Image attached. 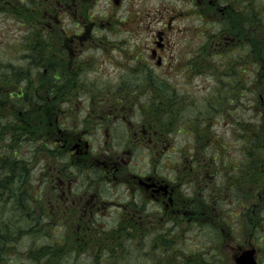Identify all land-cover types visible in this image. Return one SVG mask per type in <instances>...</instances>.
Here are the masks:
<instances>
[{
    "label": "rangeland",
    "instance_id": "obj_1",
    "mask_svg": "<svg viewBox=\"0 0 264 264\" xmlns=\"http://www.w3.org/2000/svg\"><path fill=\"white\" fill-rule=\"evenodd\" d=\"M14 1H16L14 5L17 7L13 12L8 11V9H10L9 6L13 5L12 2ZM90 1L92 3L90 5L88 4L89 6L87 5L89 7V12L86 17L87 21L84 22V24L79 23L78 25L77 19L73 21L65 19V22L61 24L62 27L68 29V31L72 30L80 33L77 43L82 49H79L80 51L75 58L73 57L74 55L70 56V58L69 56L62 57V61L67 63V75L69 76L71 74L70 78L73 83L71 82L70 84L72 88L69 87V91L64 90L63 92L57 90L52 94L53 97L58 96V100L62 103L67 100L66 98H60V96L63 97L64 94L72 96L73 100L69 104H72L75 113L74 111L68 112L64 117H72V119H74L80 116L81 118L83 112L86 110L87 113L94 112L93 105H96L97 108L98 106L104 107V112L107 115L108 110L111 109L113 100H115L113 98L115 97L121 98L124 96L123 100L125 101L124 103H126L125 105H131L128 100H126V98L129 99L126 93H130L129 91L127 92V90L130 89L133 97L139 95L135 91V85H128L133 88H124L125 86L118 85L117 80L138 78L132 80L142 81L143 78L152 74L151 71H153L161 80L163 90H166L164 94H166L167 98L172 102L169 108L167 107L168 114L165 116L166 120L170 119V108L174 109L171 119L178 122L182 121L180 123H194V116L200 111L204 112L200 117L208 118L207 122H209L210 130L216 131L215 134L222 141V146L217 150L215 147L209 146L204 150L205 152H203L205 155L207 153V158L210 157L212 161H214V159L211 158L212 156L218 158V160H216L217 163H219V166H217V170L219 168V174L211 181V184L216 185L220 182L222 187L229 186L233 177L227 173L233 164L231 160L244 159L245 157V148L244 151L241 149V146H244L239 139L240 127L238 125L239 123L245 124V122H247V125H252L251 115L249 114V112H253L251 106L253 103L258 104V101L261 100L260 95L264 96V61L262 63L264 58V46L260 51H258L260 48H255V50H257L256 55L259 54L258 57H260V68L258 67V70H260L258 74L252 73V66L253 69H255V54L253 51H251L253 53L251 56L243 54L239 61L238 70L237 56L235 54L232 55L233 64L231 67L234 69L233 74L236 75V82L234 83L233 92H230V94H226V92L230 91V87H225V85L222 84L223 97L220 99V104H218V100L215 102L211 101L218 96V94L214 92V87L218 86L217 83L209 80L212 71L209 68H202L201 74L195 72L190 77V83H188L183 74L184 72L180 70L181 66H176L178 63L177 60H180L183 55L184 45L192 52L200 43V38L204 36H207V51L212 52L213 49L211 48H214V41L219 42L224 40L223 36L225 33H228L226 36L233 35L234 33L238 34L237 47L229 41L228 43L231 46L230 49L235 47L241 49L242 41H244L254 50V37L245 36L242 31L244 29H249L250 32H253L258 28L259 30H257V32L264 37L263 31H260L264 26L257 25L256 23L253 25L249 18L244 19L239 15L236 16L237 9L234 8L235 0H220L224 10L220 9L219 0H120L119 3L116 4L114 0ZM240 2L241 4L245 3L247 5L254 4V9L261 13L260 17L264 22V0H240ZM32 7L37 8L38 4L31 0H0V61L3 62L4 65L7 63L13 65L12 69L9 68L11 74L10 78H8L5 83H0V107L1 103L4 104L3 108H1L10 111L12 115H20L19 112L23 115V110L27 108L30 109L29 105H32L33 102L36 103V105L44 102L42 97L39 96L50 91L48 83L49 77L52 75L47 69H44V64L35 63L33 61L31 65H27L28 62L24 61L25 55L23 56L21 53H16L22 49L19 45L21 42H18V40L23 36L24 29L26 30L28 27V24L21 22L19 19H22V16H27L29 13L28 11L36 9ZM243 9L247 17L249 14L248 10H246V7ZM34 17H36V15ZM110 17L113 19L111 20L113 25L107 26V23L101 24L102 18L108 20ZM39 18L38 16V18L33 19L32 22L30 20V23H32L31 26H40L44 31L53 32H55V27L59 26V24L56 23L51 26L41 25V22L38 21ZM115 19L121 20V24L117 25ZM49 20L53 19L49 17ZM167 21L172 22L171 26L165 27ZM140 22H145V24L142 25ZM93 24L95 26L92 28ZM77 25L82 32L79 31L80 29L77 30ZM73 26L75 27L73 28ZM159 29H165L173 43V46L164 52L166 55L164 56L165 58L167 57L170 60L173 57V67L170 68L169 63H165V61L163 67H157V63L152 61L148 56L151 53L148 47L152 45V39ZM88 32H93V34L85 36L84 34ZM102 35H105L103 38L107 39L103 44L101 43ZM185 38H187V41ZM188 38H191V40L189 41ZM185 41L186 44H184ZM78 44L74 43L69 38H62L59 50H65L68 47H72L73 49L79 48ZM56 48L57 47L54 45H51L47 46L46 50L53 53L56 51ZM140 50L142 54L139 55V58H136L137 52ZM227 51L223 52L222 57H207L210 59L212 67L216 71L215 80L219 79L220 71H228L229 69L225 61L226 57L229 56ZM88 58L90 59V64H85L80 67L84 64L81 63V61L85 62ZM168 68L169 72L167 73ZM1 77L2 73L0 72V79ZM206 77L207 80L205 81L204 78ZM251 77H253V80L256 82V84L254 82V91H251ZM60 79L63 81L66 77L62 75ZM230 79H232L231 76ZM163 80H165V82H163ZM236 86L238 87L235 88ZM64 87L66 86H63V89ZM246 87H248V89ZM239 91H245L243 97L239 95ZM22 92H25L27 100L25 103L16 104L15 97ZM135 92L137 94H135ZM189 92L193 96L190 95ZM10 94L13 97H11ZM147 95H149L148 92ZM147 95L144 94V96ZM227 95L232 98H226L225 96ZM253 95L254 98L252 99L251 97ZM5 97H10V100H5ZM140 101L145 105L148 100L143 97ZM138 102L139 101L136 100V103ZM48 105H51L52 110L55 112L58 110L53 108L54 102H48ZM135 106L139 107V104ZM213 106L217 109L214 110ZM97 108L96 111L98 110ZM121 110L123 111V109ZM258 110H262L261 106L258 107ZM58 112L59 110L55 113V118L59 114ZM127 114H131V110H129ZM133 116L139 117V120L141 118L139 113H135ZM50 117L52 119L53 115ZM15 119H17V116ZM60 120H64L66 124V118L60 117ZM46 125L48 126V124ZM27 129L30 128L27 126ZM14 134L18 136V138L16 137V144L20 140L23 146L19 147V150H23L22 154L24 156H30V150L33 149L31 146L34 144L32 142L30 143V137L25 136L24 132L19 131H16ZM176 136L178 146L185 145L189 137L190 140L194 139L183 133ZM99 138H102V141H104L103 134L98 135L97 139ZM10 140L11 137L3 141V144ZM110 140L111 139H109V141L106 140L108 146L116 145ZM121 140L122 137L118 134L117 141ZM192 146L193 142L190 145V149L193 150ZM19 150H17V153H19ZM99 152L92 153L97 154ZM108 153L113 155L116 154L112 152V150L105 154L108 155ZM177 153H179L178 150L172 154ZM261 154L264 157L263 149H261ZM139 155L141 156V154ZM40 156H42V154ZM189 157H191V155H189ZM35 158L37 160L38 157L35 155ZM138 158L140 157L134 158V160H139ZM39 159H41V157H39ZM39 159L33 162L34 179H29L28 181L30 182L28 183H31L33 190L39 191V189L42 188L44 192L48 194L51 201L56 202L54 197L57 196L58 199H60L59 202L66 203L67 197L65 193L68 192L67 195L72 196V194L69 193L70 189L64 192L66 188L60 187L57 184V172L53 170L49 173L50 169L47 163L45 164L48 169L45 166V168L43 167L42 163L44 162H41ZM141 159L147 158L141 157ZM68 160L69 159L65 157L64 161L61 162L63 163ZM140 163H142V165L140 164L138 169H141L142 172L147 171V169H145V165H148L146 160L140 161ZM162 163L163 161L160 160L158 165L162 166ZM95 164L94 166H96ZM66 169L64 167V170ZM166 173L167 172H164V174ZM92 176L97 179L98 175L95 172L92 173ZM68 177V173L63 171V178L66 182H68ZM261 183V175L256 176L255 182H250L249 180L247 185L243 186V188L241 187L244 195L242 199H238V197H234L232 193H228L229 190L225 191L227 193L222 201L223 213L221 219H219L218 222L214 220L208 221L206 225L200 227L194 226L197 224L192 223L190 229L185 234V242L181 245L173 247V245L163 243L162 239L156 240V238L154 240L151 235H142L140 241H132L127 238L125 242L122 241V246H118V244H121L120 241H118L119 237L117 239L112 237L107 238L106 235H104L91 239V249L88 253L84 252L78 255L72 252L68 257H64V260L71 261V264H168L170 259L179 258L181 253L184 255L191 253V250L195 253V256H202V254H205L207 258L215 259L217 262L221 260V264H237L235 257L241 251L239 247L242 245L243 248H250L253 241V245L259 249L257 255L259 264H264V243L262 244L259 242L258 235L257 237L255 236L256 225H254V221L252 228V221L243 216L244 213L241 209L243 205L250 206L258 202V193ZM92 186H95L100 194L106 195V198H103V200L106 201L116 199L113 198L115 196L121 198L129 194V192L126 191L127 185H122V187L116 186L113 182H109L104 177L103 180L98 179L93 181ZM226 198H228V200ZM231 198H233V202H231ZM246 198L247 201L244 202L243 200ZM10 199L6 197L5 202L8 205L2 208L4 211L2 214L0 213V215L1 217L18 220L17 224L13 226V230L22 228V230L25 231H21L24 234L22 235L21 233L15 246H11L0 252V258L2 257L0 262L2 261V264H37L36 262H40L37 261L40 258V255L36 251L38 246H57V243L60 244L61 240H63L60 236L65 237V241L70 240L73 243L72 238L75 234L74 231H67L63 228V231L59 230L63 225L60 222L63 218L61 212L53 211L52 214H54V216H52V222L48 219L49 217H45L44 219L36 217L32 219V214L20 210V208H15L14 206L17 205L14 203V200ZM3 204L4 202L1 205ZM114 208V205H110L108 217L112 216L109 220L114 218ZM249 211H251V209H249ZM0 212L2 211L0 210ZM105 212L106 211H103V213ZM33 221H37L39 225L32 224ZM2 222L0 218V227H2ZM161 222L164 224L167 223L163 220ZM258 225L257 223V227ZM35 227L38 228V233L34 231L31 233L26 230ZM105 228L109 227L105 226ZM166 230L167 227L164 226L160 235L167 234V232H165ZM252 232H254V234L251 236ZM115 233L120 234V231L115 232L112 230L108 235L111 236ZM23 236L24 238H22ZM109 240L114 241L113 243H115L116 247L112 248L111 251L105 249L102 244L99 246L96 245L98 242L105 243ZM186 241L190 242L187 246H185ZM248 241H251V243ZM12 242L13 240L10 244H12ZM156 242H159V244ZM76 243L77 242L73 244L70 243L67 247H71L74 250H77V248L78 250H82ZM50 262L53 264V260ZM177 264L182 263L178 262Z\"/></svg>",
    "mask_w": 264,
    "mask_h": 264
},
{
    "label": "flooded vegetation",
    "instance_id": "obj_2",
    "mask_svg": "<svg viewBox=\"0 0 264 264\" xmlns=\"http://www.w3.org/2000/svg\"><path fill=\"white\" fill-rule=\"evenodd\" d=\"M36 3L38 7H32L36 9L28 11L27 20L32 22L33 19L39 16L38 21L41 22V25L51 26L56 23L59 26L55 27V32H43L44 37L47 38L46 47L39 46L38 42L36 43L35 41L28 42L30 48L27 50L24 61L28 62L27 65H31L33 61L35 63H43L44 69H47L52 76L49 77L50 84L48 83L50 91L39 96L42 97L44 102L39 105L33 102L32 105H29L30 109L26 107L27 109L24 110L23 114L27 116V119L23 124H26L24 126H28L31 131L42 133L40 140L35 144L45 152L42 154L44 166L46 167L45 163H47L50 169L49 173L53 170L57 172V184L66 188L64 192L70 189L69 193L72 194V196H68V192L65 193L67 197L66 203L59 202L60 199L57 196L54 197L56 202L51 201L47 194L50 214H47L46 217H49L48 219L52 222L53 211L61 212L63 218L60 222L63 225L59 230L74 231L73 243L77 242V246L82 249L78 250L77 248V250H74L75 254L88 253L91 249V239L104 235L107 238L117 239L119 237L118 241L121 244H118V246H122V241L125 242L127 238L132 241H140L142 235H151L154 240L156 238V240L162 239L163 243L169 245H180L184 243L185 234L192 223L197 224L194 226L200 227L211 220L218 222L223 213L220 192L222 184L220 182L216 185L211 184V181L219 174V168L217 170V166H219V163H217L218 158L212 156L211 158L214 159L212 161L210 157L207 158V153L205 155L203 152L209 146L215 147L217 150L222 146V141L215 134L216 131L210 130L209 122H207L208 118L200 117L204 112H197L196 116H194V119L206 120L204 126L198 125L197 128H192L189 124L185 129H181L172 124L165 132L159 129L158 119L155 117L156 114L150 110L149 105L138 111L137 106L134 104L125 105L124 96H122L121 98H113L115 100H113L107 115L104 112V107L98 106L97 108L96 105H93L94 112L87 113V110L84 111L81 118L79 116L80 121L78 117L74 119L72 117H64L68 112L74 111L75 113L72 104H69L73 100L72 96L65 94L63 97L60 96V98H66L67 100L62 103L58 100V96L53 97L52 94L57 90L63 92L64 90L69 91V87L72 88L70 84L71 82L73 83L70 78L71 74L67 75V63L62 61V57L69 56L70 58V56L74 55L73 57L75 58L78 55L79 49H81L77 43L80 33L72 30L68 31V29L64 30L61 24L65 22V19L71 21L78 19V0H41ZM219 6L221 10H224L220 0ZM35 15L36 17H34ZM49 17L53 20H49ZM171 24L172 22H168V27ZM91 34L93 32H88L84 35ZM227 34H224V40L214 41V48H211L213 49L212 52L207 51V36L200 38L201 44L199 43L200 45L198 44L192 52L184 45L183 55L180 60H177L178 63L176 65L181 66L180 70L184 72L183 74L188 83H190V77L195 72L201 74L202 68H209L212 71L209 80L218 85L214 87V92L218 96L211 101L215 102L218 100V104H220V99L223 97L222 84L225 87H230V91L226 92V94H230V92H233L234 83L236 82V75L233 74L234 69L231 67L233 64L232 55L236 54V52L230 49L231 46L228 42L231 41L237 47L238 34L234 33L226 36ZM31 35H34V32ZM62 38H69L78 44L79 48L68 47L65 50H59ZM30 39H33V37ZM185 40L187 41V38ZM188 40L190 41L191 38H188ZM186 41L184 44H186ZM51 45L57 47L53 53L46 50L47 46ZM171 46H173L171 37L167 35L165 29H159L152 39V45L148 47L149 52H151L148 56L156 63L160 59L162 63L157 66L163 67V59L166 56L164 52L170 49ZM225 51L229 54L225 59L229 69L228 71H220L219 79L215 80L216 71L207 57H222ZM141 54L140 50L137 52L136 58H139ZM81 63L84 64L80 67L90 64V59H86L85 62L81 61ZM165 63H169V68L173 67V57L170 60L166 57ZM238 67L237 58V70ZM62 75L66 77L63 81L60 79ZM230 76L232 79H230ZM204 80L206 81L207 77ZM117 81L118 85L122 86L136 85L138 83L137 80L119 79ZM250 81L252 82L251 91H254L253 77H251ZM149 85L147 83V87ZM63 86L66 87L63 89ZM246 88L248 89V87ZM153 89L154 93L151 90L153 94L143 95L140 99L145 97L148 102L156 99L160 88L155 86ZM189 94L192 95L190 92ZM128 96L129 99L126 98V100L129 103L137 100L135 99L137 96ZM225 97L228 99L232 98L229 95ZM15 98L24 102L27 100V96L24 94H19ZM251 98L253 99L254 95ZM103 99L105 100L104 96ZM48 102H54L53 108L59 110L56 118L55 113L58 110L56 112L52 110V106L48 105ZM213 107L214 110L217 109L215 106ZM96 108L98 109L97 111ZM129 110H131V114H127ZM135 113L141 115L140 120L139 117L133 116ZM171 113L173 116L174 109H171ZM19 114L21 115L22 113L19 112ZM52 115L53 118L51 119L50 116ZM60 117L67 119L66 124L64 120H60ZM181 133L194 139L190 140L189 137L185 145L178 146L176 135ZM101 134H103L104 141H102V138L97 139L98 135ZM118 134L122 137L121 141H117ZM105 139L107 141L111 139L110 141H113L116 145L108 146ZM192 142L193 150L190 149ZM110 150L116 154H105ZM176 150L179 153L172 154ZM92 152L99 153L94 154ZM137 153L141 154V156ZM65 157L69 160L62 163L61 161H64ZM137 157H140L138 158L140 161L146 160L148 165H145V169L147 171L142 172L141 169H138L142 163L137 159L134 160ZM141 157L147 159H141ZM160 160L163 161L162 166L158 165ZM247 160H249V157ZM239 161L235 160V162ZM247 164H249L248 161ZM240 165L242 164L240 163ZM64 167L67 169L64 170ZM233 170L232 182L237 189V175H244V178L248 179L251 177L250 173H252V170L247 169L246 172L243 169H239L238 164L233 166ZM63 171L69 175L68 182L63 178ZM95 172L98 175L97 179L92 176V173ZM164 172L167 173L164 174ZM103 177L109 182H113L116 186L127 185L126 191L129 194L121 198L115 196L113 198L116 199L112 201L103 200L106 195L100 194L95 186H92L93 181L103 180ZM212 204L218 206L208 208ZM110 205L115 206L113 210L114 218L111 220L109 219L112 215L108 217ZM103 211L106 212L103 213ZM162 220L167 223H162ZM105 226L109 228H105ZM164 226L167 227L165 231L167 234L161 236L160 232ZM112 230L115 232L120 231V234L115 233L109 236L108 234ZM252 235L253 232L251 233ZM60 238L63 239L61 240L63 246H67L70 243L73 244L70 240L65 241V237L60 236ZM113 242L109 240L105 242L106 244L103 242L95 243H97V246L102 244L105 249L110 250L112 247L116 248ZM159 242L156 243L159 244ZM242 248L241 245L239 249ZM65 264H68L67 260Z\"/></svg>",
    "mask_w": 264,
    "mask_h": 264
},
{
    "label": "trees",
    "instance_id": "obj_3",
    "mask_svg": "<svg viewBox=\"0 0 264 264\" xmlns=\"http://www.w3.org/2000/svg\"><path fill=\"white\" fill-rule=\"evenodd\" d=\"M34 2H38V0H32ZM16 1L12 2L13 5H10V9L8 11H14V9L17 7L15 6ZM87 6V5H86ZM244 7H246V10H248V15L247 17L245 16L244 12ZM234 8L237 9L236 16H240L241 18L248 19L252 21V24L254 25L255 23L260 26H264V22L262 21L260 15L261 13L257 12V10L254 9V4H241L240 0H235L234 2ZM242 8V9H241ZM257 13V14H256ZM21 22L28 24L26 30L24 29L23 36H21L18 40V42H21L19 45L21 46L22 49L17 51L16 53L19 54L21 53L23 56L27 55V50L30 48V44L28 42L30 41H35L36 43L38 42L39 46H44L46 47L45 43H47V38L44 37L43 32L44 30L40 26L34 27V25L31 26L32 23L27 21L26 16H22V19H19ZM117 20V19H116ZM118 22H122L121 20H117ZM28 22V23H27ZM259 30L258 28L255 29V31L250 32L249 29H244L242 32L245 34V36L249 37H254V50L253 48H250L249 44L246 42L242 41V48L241 49H236L233 48L232 50L236 52V56L238 58V64L240 61V58L243 56V54H246V56H251L253 53L255 54L254 56V74H258V67L260 68V57L259 54L256 55L255 48L258 47V51L261 50L264 46V37L257 32ZM263 31L264 33V27L260 30ZM34 32V35H31V33ZM241 34V33H240ZM240 36V35H239ZM33 37V39H30ZM244 37V36H243ZM246 38V37H245ZM235 47V46H234ZM253 51V53L251 52ZM263 54V52H262ZM24 57V60H25ZM23 58V57H22ZM264 61V58L262 60V63ZM9 68H13V65L11 63H7L4 65L3 62L0 61V72L2 73V77L0 79V83H5L8 78H10V70ZM152 74H149V76L143 78L142 81H138V83L135 85V91L139 94L136 95L137 99L139 102L136 103V100L133 102H130V104H135L138 105L137 107L138 111H141L144 109L146 106L143 105V103L140 101V97H142L144 94L147 95V92L150 94L151 90L154 91L155 86H159L160 91L157 94V98L154 100L153 103L150 102V110L156 114L155 117L158 119V127L160 130H163L167 132V130L172 126L173 122H175L176 126L182 125L183 123H180L182 121H176L170 119L166 120L165 116L168 114V108L171 105V101L169 98H167V95L164 94L166 90H163L162 88V83L157 74L153 71H151ZM132 79H138V78H127L126 80H132ZM150 84L147 87V83ZM165 82V80H163ZM141 83V84H140ZM161 85V86H160ZM130 88L131 86L125 85L124 88ZM133 88V87H131ZM240 88H245V87H240ZM239 88V89H240ZM126 93L127 95H132L131 90L128 89ZM135 92V94H137ZM264 92V90H263ZM240 96H244V92L239 91ZM25 95V92L23 93ZM6 100V97H5ZM4 101V100H2ZM24 102V101H23ZM20 104V103H19ZM148 105V103H147ZM4 104L1 103V107L3 108ZM262 108V110H258V107ZM0 107V202H4L3 205L0 203V212L1 214L3 213V209L6 204L5 200L6 197H8L10 200H14V203L17 206H14L15 208H20L22 211H27L30 214H32V219L40 218L43 217L47 211L50 210V204H48V197L44 190L42 188L38 190H33L31 183H28L29 179H34V165L33 162L37 161L35 160V156L37 155V149L33 148L32 153H30V156H24L22 154L23 150H19V147H22L20 140L17 142L18 145L16 144V137L18 136L14 133L16 131L19 132H24L25 136L30 137V143H33V140H39L41 135L37 133L38 131H31L30 129H25L23 127H18L17 124L18 122L21 123V120L27 119V116H22L18 117L17 114H11L10 111H7L6 109H2ZM168 107V108H167ZM253 109V112L249 114L251 115V121L252 125H247V122L245 124L239 123V139L242 141V144L244 147L241 146V149L244 150L245 148V157L244 159H239V162H235V164H238L239 169L250 170V168L253 170V173H250L251 179L253 182H255V178L257 175H261L262 177V183L260 185V190L258 194V202H256V205L254 206L255 212L249 211V209H244L243 216L246 217L248 220H252V225L254 221V225H256V237L258 235L259 241H263L264 243V157L261 154V149L264 151V96H263V102L258 101V104L253 103L251 106ZM6 110V111H5ZM171 112V108H170ZM17 116V119L15 117ZM36 117V116H35ZM23 126V124H21ZM194 128V127H192ZM24 136V138H25ZM7 137V138H6ZM11 137L10 141H7L5 144H3V141L7 140L8 138ZM23 138V142H24ZM17 145L18 147H14L13 145ZM38 148V146H37ZM40 150V148H38ZM17 150H19V153H17ZM241 150V151H242ZM41 151V150H40ZM36 153V154H35ZM249 157V160H247ZM253 161H252V160ZM247 161L249 162L250 165L247 164ZM240 163H242V167ZM259 168V170H258ZM231 175V172L228 173ZM29 175V176H28ZM254 177V178H253ZM249 179V178H248ZM251 181V182H252ZM237 190L238 194L237 197L238 199H242L243 195V186L247 185V181L244 178V175H237ZM234 184L231 181L229 186H224L221 189V202L224 200L225 195L228 191V193H232V195L235 197L234 191ZM228 200V198H226ZM231 202H233V198H231ZM244 202L247 201V198L243 200ZM218 205H209L208 208L214 207ZM258 210V211H256ZM2 222V227H0V252L6 248H9L11 246L16 245V241L19 240V237L21 233L25 230H22V228H17V230H13V226L17 224L18 220H12L10 218H5L1 217ZM257 223L259 224L257 227ZM32 224H38L37 221H33ZM29 232L32 233V231L38 233V228H33V229H26ZM22 231V232H21ZM24 233H22L23 235ZM262 234V235H260ZM24 238V236L22 237ZM13 240L12 244L11 241ZM260 241V242H261ZM47 250V251H46ZM37 253L40 255V258L36 263L43 264L44 261L46 260L48 263H51V260H55L56 257H60L62 255L63 250H61L60 247L58 246H51V245H42L38 246V249L36 250ZM191 253H187L186 255L180 254L179 258H173L168 261V264H177L178 262H181L182 264H221L220 262H217L215 259L207 258L205 254H202V256L198 255L195 256V253H193L190 250ZM44 257V258H41ZM47 257H49L47 259ZM2 258V257H1ZM0 258V259H1ZM44 260V261H43ZM175 260V261H174ZM2 264V261L0 262ZM53 264H57L55 261H53Z\"/></svg>",
    "mask_w": 264,
    "mask_h": 264
},
{
    "label": "water",
    "instance_id": "obj_4",
    "mask_svg": "<svg viewBox=\"0 0 264 264\" xmlns=\"http://www.w3.org/2000/svg\"><path fill=\"white\" fill-rule=\"evenodd\" d=\"M254 253V249L243 251L239 256L236 257L237 264H257Z\"/></svg>",
    "mask_w": 264,
    "mask_h": 264
}]
</instances>
